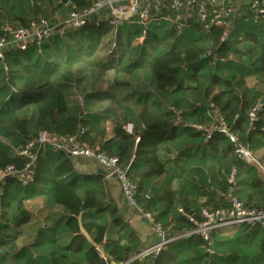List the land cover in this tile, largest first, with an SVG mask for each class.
Masks as SVG:
<instances>
[{
	"label": "trees",
	"instance_id": "obj_1",
	"mask_svg": "<svg viewBox=\"0 0 264 264\" xmlns=\"http://www.w3.org/2000/svg\"><path fill=\"white\" fill-rule=\"evenodd\" d=\"M92 2L93 0H68L64 3L61 0V4L74 10H83ZM31 6H34L35 14L30 12V17H22L16 26H26L31 18L41 16L36 12L39 10V5L32 2ZM252 22L255 29L247 31L241 39H232L230 33L231 36L227 40L219 41L221 29L212 26L211 31H203L198 22L190 19L187 21V26L179 33L173 27H168L165 36L170 37L169 44L172 43V38L176 41L174 40L173 44L168 47L165 46L161 54H147L142 48L140 50L142 57L133 59V62L129 64H122L123 55L126 53L123 48H120L122 52L118 51V44L121 45L123 40L120 37L118 41L115 39L116 45L112 53H107V61L94 56L105 45L107 48L110 45L106 39L110 26L105 19V14L100 19L93 15L84 26L63 36L54 34L39 44H30L25 50L12 48L5 53V63L9 62L7 70L0 62V133L8 130L16 146H21L39 131L58 135L78 134L80 140L86 141L94 150L119 157V165L126 168L128 178L137 184L136 201L139 203L138 194L142 185L148 179L160 176L166 170L165 160L158 155L160 147L181 133H186L189 137L199 136L201 141L209 144L216 139L226 141V149L234 153L232 143L222 133L215 131L211 137L207 138L203 129L187 122L185 116L189 111L205 112L208 123L203 126L207 127L213 118V109H217L225 117L231 131L238 135L243 144L249 147L254 142L256 148L264 146V99L257 110V119L253 127L249 129L246 111L260 99L253 96L252 104L249 105L247 101L249 91L246 93L245 89V92L239 93L245 86V77L250 74L258 76L264 88V36L262 35L264 30L260 28V23L264 22V18L258 22ZM162 23L160 25L151 24L141 44H144L150 37H155L154 32L161 28ZM3 24L5 23L0 21V33ZM134 25L132 36L135 41H138L142 28L137 24ZM240 40L250 41L251 46L243 49L237 47L235 43ZM210 42H214L213 48L208 45ZM50 44H53L52 47L56 52L53 59L36 53L40 46L49 49ZM208 50H211V54L207 53ZM61 56L63 58L60 59ZM235 56L238 59H234ZM245 56H247L246 62L244 61ZM203 59L212 61L214 67L210 69L195 66L190 74V80L195 83V88H190L182 81L185 77L184 72L189 69L191 63ZM78 62H86L101 71L114 69L130 73L144 69L151 72L152 87L155 90V94L152 93V95L155 99L149 100L152 95L148 91L140 95L138 101L141 102L142 108L137 114L138 123L141 126L139 130L132 127L129 133L122 125L113 129L115 136L121 138V144L112 145L104 140L106 128L103 122L106 117L103 113L86 112L68 106V85L62 81L58 73L61 67L71 66ZM16 67L24 69L22 79L17 82L12 76V68ZM4 71L9 73L6 75ZM216 88L217 92L213 93ZM189 90H198L195 92L197 98L202 93L198 104H196V98L189 101L184 96ZM97 94L100 97L104 93ZM151 105L155 106L153 110L150 109ZM178 111L179 116H177ZM235 114H238L237 118ZM212 148L216 149L213 146ZM25 163L24 158L10 152L5 145L0 143V170L9 164L22 170ZM13 181L24 186L35 185L51 189L54 200L69 211L66 223L72 232H76L75 236L78 239L83 235L76 217L82 210L92 208L97 212H103L109 209L107 192L102 180L93 179L89 174H76L73 156L46 145L41 149L34 163L30 181L23 184L17 177H10L5 184L0 186V250L6 241L5 237H8L9 184ZM166 194L169 195L168 198ZM166 194L163 199L171 202L172 194ZM220 200L223 203L216 202L214 207L227 205L224 196H221ZM16 206L19 208V217L16 221L21 224L28 216H24L25 211L22 210L21 199L18 200ZM188 214L195 221L200 220V215ZM179 220L186 222L187 227L191 229L195 227V223L186 216L180 217ZM83 226L88 232L95 229V242L99 243L102 240L105 231L103 224L83 223ZM201 256L180 257L177 249L168 245L154 255L153 264H191L199 260ZM85 257L86 264H108L107 261H109L108 258L106 261L101 252L93 246L85 251ZM219 261L221 260L212 264H221Z\"/></svg>",
	"mask_w": 264,
	"mask_h": 264
},
{
	"label": "crops",
	"instance_id": "obj_2",
	"mask_svg": "<svg viewBox=\"0 0 264 264\" xmlns=\"http://www.w3.org/2000/svg\"><path fill=\"white\" fill-rule=\"evenodd\" d=\"M231 1L238 6V14L232 19L230 33L232 39L239 40L247 31L255 29L254 23L249 24V20L243 18L250 0ZM29 10V8L24 11L13 10L14 20L10 21L9 19L6 22L7 18L1 17L0 21L16 26L20 22L19 19L28 16ZM45 14V12H41V16H46ZM260 28L264 30V22L260 23ZM262 35L264 36V33ZM235 44L241 49L251 46L250 41L240 40ZM15 48L18 47L15 46ZM54 50L53 47L44 49L47 58L53 59L56 53ZM246 57H244L245 62L247 61ZM234 59H238V57L235 56ZM12 69L16 70L17 68ZM121 72L136 75L137 70L130 73L122 70ZM23 74L16 79L15 76H12L17 82L22 79ZM85 76L90 79L89 76ZM256 80L259 85L255 84ZM136 84L128 85V92H130L125 100L129 101V108H137L131 123L133 128L139 130L141 126L138 123L137 114L141 110L142 104L138 99L144 90H141V87L136 88ZM262 87L258 76L250 74L245 77V86L239 93L245 92V89L246 93L249 91L247 101L250 105L253 96H256V99H264V88ZM217 90L216 88L213 93ZM197 91L190 93L189 90L184 96L187 99H194L193 92ZM101 92L104 94L100 97L97 93L92 95L98 102L105 99L113 101L116 98L113 93ZM148 92L151 95L155 94L153 88ZM201 96L202 93L196 99V104L199 103ZM196 97L197 94H195ZM154 99V95L150 96V101ZM4 100L6 101V97ZM68 106L72 107L69 103ZM88 106L89 109H86V112H101L106 117L103 122L106 128L104 140L109 141L112 145L121 144V138L116 137L113 131L121 124H114L110 131L106 126V121L110 118V112L114 111V107L104 106L105 108L102 107L101 110L100 103H97L96 106L94 104H88ZM154 108L155 106H150V109ZM185 119L193 125L202 124L203 126L208 123L205 112L189 111ZM0 143L12 153H15L20 147V145L13 144V136L9 135L8 130L0 133ZM212 146L216 149H213ZM257 152L260 150L256 149ZM158 155L165 160L166 170L160 176L152 177L142 185L138 194L141 204L138 203V205L151 212L153 221L161 225L162 235L153 229V222L143 217L136 207L128 203L120 182L115 176H107L103 167L94 159L73 157L76 174H89L93 179L99 178L105 184L109 209L103 212H97L92 208L82 210L76 217L83 235L78 239L75 236L76 232H72L66 223L69 211L54 200L51 189L35 185L24 186L13 181L9 184L8 237H5L6 241L0 250V264H86L85 251L92 246L101 251L110 262H124L139 254L143 249L158 245L163 237L188 232L191 228L187 227L188 224L179 218L187 217L188 213L199 216L201 207H214L216 202L223 203L220 197L230 189L246 205L264 207V182L260 170L253 166L243 165L237 170L234 165L237 156L232 150L226 149V141L216 139L209 144L201 141L199 136L189 137L186 133H181L165 142L160 147ZM233 171L234 181L230 184L228 177ZM19 186H21V190H19ZM166 193L172 194L171 202L163 199ZM168 197L169 195L166 194V198ZM19 199L22 200L21 207L25 211L24 216H28L21 224L16 221L19 217V208L16 206ZM83 223H98L105 226L103 238L99 243L94 240L95 229L88 232ZM257 228L244 226L217 228L210 231L207 243H204L198 234L186 235L163 245L157 252L149 253L135 260L134 264H153L154 255L168 245L175 247L180 257L191 258L194 255H202L199 260L193 261L191 264H212L217 263L218 260H221L219 261L221 264H264L262 253L258 255L256 248L251 253L255 245L254 233L259 231ZM179 229L181 231H178ZM262 243L264 247V232ZM208 247L213 249V253L207 252ZM261 254L262 257H260Z\"/></svg>",
	"mask_w": 264,
	"mask_h": 264
},
{
	"label": "built area",
	"instance_id": "obj_3",
	"mask_svg": "<svg viewBox=\"0 0 264 264\" xmlns=\"http://www.w3.org/2000/svg\"><path fill=\"white\" fill-rule=\"evenodd\" d=\"M104 14L110 26L107 35L110 45L107 48V53H112L116 45L117 30L120 25L126 22L137 24L142 28L139 36L142 41L147 36L149 27L153 23L160 25L163 21L167 22L170 25L169 27H173L179 33L187 26V21L190 19L198 22L203 31H211L212 26L221 29L219 41H225L229 37L232 19L238 14V6L231 0H93L83 10H69L65 17L57 22H51L45 16H38L31 18L26 26L3 24L0 33V62L7 70V64L5 63V51L7 49L17 46L19 49L25 50L30 44H39L54 34L63 36L70 29L84 26L93 15L100 19ZM243 18L254 22L264 18V0H250ZM208 45L213 48L215 44L210 42ZM207 53L211 54V50H208ZM80 103H82L81 99ZM261 103V101L256 102L246 111L249 129L253 127V123L257 119V110L260 108ZM212 112L213 118L207 127L194 126L203 129L207 138L211 137L215 131L222 133L232 143L237 158L247 163L253 162L257 166L264 182V163L254 156L252 150L240 141L236 133L231 131L225 117L217 109H213ZM178 114L179 111L177 116H179ZM237 117L238 114H235V118ZM132 127V124H128L125 129L131 133ZM81 132H83V129H81ZM46 145L62 150L73 157L94 159L103 167L107 176H115L119 180L128 203L136 207L143 217L153 222V229L162 235L161 225L153 221L151 212L138 205L136 201L137 184L128 178L126 168L124 169L119 165V157L94 150L86 141H81L78 134L58 135L47 131L37 132L15 152V154L26 160L24 168L18 170L13 164L6 165L0 170V186L5 184L10 177H17L23 184L30 181L34 163L41 149ZM233 181L234 171L228 177L230 184ZM222 196L227 201L225 207H201L199 221H195L192 216H187L189 220L195 223V227L186 233L163 237L158 245L147 247L124 262L107 261V257L100 251L101 255L108 264H130L149 253L157 252L163 245L186 235L198 234L205 241H209V233L212 230L240 226L259 227L264 232V207L246 205L231 189L223 193ZM207 252L213 253V249L208 247Z\"/></svg>",
	"mask_w": 264,
	"mask_h": 264
},
{
	"label": "rangeland",
	"instance_id": "obj_4",
	"mask_svg": "<svg viewBox=\"0 0 264 264\" xmlns=\"http://www.w3.org/2000/svg\"><path fill=\"white\" fill-rule=\"evenodd\" d=\"M32 2H35L37 3V5H39V10L36 11L38 12L37 15H41V12L43 13L45 12L46 13L45 15L47 16V18L50 19L51 22H57L61 20L62 17H65V14H67L66 13L68 11L67 9H71V7L68 8V6L61 4V0H0V18L1 17L7 18L6 22H8L9 19L10 21L14 20L15 16H13L12 13H13V10H17V9H19L20 11H24L25 9L29 8L30 9L29 12H32V14H35L34 6H31ZM10 11L11 13H9ZM29 12H28L27 17H30ZM248 23L252 24L253 22L249 21ZM134 26H135L134 24H130L127 22L124 23L123 25H120L117 30L116 36H115V39H117V41L119 37L123 39L122 44L121 45L118 44V49H119L118 51L122 52V49L120 48H123L125 51L124 53H126L125 55H123L122 64H126V63L129 64L133 62L132 61L133 59H136L138 57L141 58L142 55L140 53V50L142 48L144 49V52H147V54L159 55L162 53L165 46L168 47V45H172L175 40L172 38V43L169 44V41L171 39L169 36H165V32L167 31L170 25L163 22L161 25V28L157 30V32H154L156 36L155 37L152 36V38L150 37V39L147 40L144 44H141L142 40L140 38L138 39V41H135L134 37L132 36V31H133ZM73 30L74 29H70L66 31L65 35L68 32L73 31ZM230 31H231V26H230ZM229 36H231L230 32H229ZM105 42L107 43L106 39H105ZM52 45L53 44H50L49 47H52ZM36 53L42 54L44 57L46 56L44 53V48L41 46L40 48L36 50ZM57 53L61 54V52H57ZM147 54H146V57H147ZM94 56L101 57L102 59H105L104 61H107L108 59L107 45H105L101 50H99ZM61 58H63V56H61L60 59ZM6 64L9 67L8 61H6ZM117 64H118V60H117ZM197 65H199L202 68L209 67L210 69L214 67V65L212 64V61L210 62L205 59L200 60L199 62L191 63L189 65V69L187 71L185 70L184 72L185 77L182 78V81L185 85L193 89L195 88V83L190 80V74H191V71H193V68ZM118 66L120 65L118 64ZM16 68H17L16 70L12 69L13 76H15V79L18 76H21L24 72V69H20L18 67ZM4 72L6 75L9 73L7 71H4ZM211 72H214V71H211ZM58 74L61 75L60 78L62 79V81L66 82L68 85L67 86V98H68L69 105H71L72 107H75L76 109L83 110V111H85L86 109H89L88 104H94V106H96L97 103H100L101 110H102V107L104 106L114 107V111L110 112V118H108V120L106 121V126L109 128V131L114 126V124L115 125L123 124L124 128L127 127L128 124H132L131 119L132 117L135 116V112L137 111V108L135 109L132 107L129 108L128 106L129 101L125 100L126 96L130 92V91L128 92V88H127L128 85L132 86L135 83H137L136 88L141 87V90H144V92L150 91L153 88L152 80L150 76L151 72L149 70L146 71L144 69L137 70L136 75L122 73L121 71L115 72L112 69L104 72V71H101L97 67H94L92 65L90 66L86 62H78L71 66L61 67V69H59ZM85 75L89 76L90 79L86 77ZM183 75L184 74H182V76ZM255 84L259 85L257 80ZM101 91H105L107 93H113V95H116V98L113 101L109 99H105L104 101L98 102V100H95L92 97V95L98 92L101 93ZM125 93L127 94L125 95ZM190 93H192L191 90H190ZM193 97L195 98L194 92H193ZM80 99L82 103H80ZM188 100L193 101V99H188ZM249 147L252 150L254 156L264 162V146L256 148L254 147V142H253L251 143ZM256 149L257 150L259 149L260 152L256 153ZM234 165L236 166L237 170H239L242 165L243 166H253L257 168V166L253 162L247 163L241 159L240 160L237 159ZM21 189H22L21 186H19V190ZM139 204H141L140 201H139ZM258 230L259 231L256 234L254 233L255 245L252 248L251 253L256 248L258 255L260 253L264 255V247L262 243L263 232L260 228ZM252 237H253V234H252ZM262 254L260 255V257H262ZM259 260H262V259L259 258Z\"/></svg>",
	"mask_w": 264,
	"mask_h": 264
},
{
	"label": "water",
	"instance_id": "obj_5",
	"mask_svg": "<svg viewBox=\"0 0 264 264\" xmlns=\"http://www.w3.org/2000/svg\"><path fill=\"white\" fill-rule=\"evenodd\" d=\"M64 3H67L68 2V0H62ZM261 102H263V100H260Z\"/></svg>",
	"mask_w": 264,
	"mask_h": 264
}]
</instances>
